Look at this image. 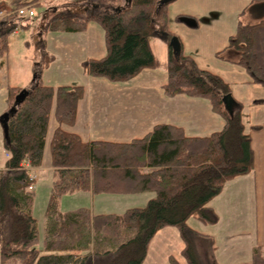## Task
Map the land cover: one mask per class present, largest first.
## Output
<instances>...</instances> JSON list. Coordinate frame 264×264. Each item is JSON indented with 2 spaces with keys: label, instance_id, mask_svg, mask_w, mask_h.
I'll list each match as a JSON object with an SVG mask.
<instances>
[{
  "label": "trees",
  "instance_id": "16d2710c",
  "mask_svg": "<svg viewBox=\"0 0 264 264\" xmlns=\"http://www.w3.org/2000/svg\"><path fill=\"white\" fill-rule=\"evenodd\" d=\"M40 1L21 2L18 7L42 6ZM161 1L85 0L83 10L54 11L43 30L42 61L34 84L29 88L8 85V159L0 170L2 264H143L151 240L167 226L178 228L185 242L181 253L188 263L202 264L192 241L193 235L201 233L188 221L191 217L207 224L219 221L210 202L228 181L255 169V150L243 121L244 105L237 101L238 106L230 109V84L200 67L183 47L177 52L170 45L175 34L169 29L167 7L176 0ZM16 9L0 20V58L9 50V37L18 28L28 27ZM190 18L195 17H176L184 23ZM90 22L103 27L107 54L82 61L85 75L126 82L145 68H162L168 73L165 93L208 99L213 111L225 120L223 129L209 136H188L181 127L161 124L129 143L86 141L65 130L63 124H75L86 90L83 84L53 86L43 81V72L56 59L47 50L45 37L49 32L85 31ZM155 37L168 43L164 61L152 49ZM230 47L240 53L235 63L245 68L249 83L264 87V18L252 24L240 19L226 48ZM4 64L2 60L0 65ZM52 112L58 125L50 141L53 182L41 244L31 168L43 162ZM251 128L261 130L262 126ZM80 191L95 195L155 191L156 196L145 206L123 213H93L85 206L62 211L63 196ZM167 264L179 261L170 256ZM240 264H264V247L256 246L252 260Z\"/></svg>",
  "mask_w": 264,
  "mask_h": 264
},
{
  "label": "crops",
  "instance_id": "0c3cea01",
  "mask_svg": "<svg viewBox=\"0 0 264 264\" xmlns=\"http://www.w3.org/2000/svg\"><path fill=\"white\" fill-rule=\"evenodd\" d=\"M84 2L85 0L80 6L72 2L73 5L67 8L77 10L80 7V10H83L86 7ZM41 3L46 7L52 5V3H46V0H41ZM65 3L69 2H64L62 5ZM251 6L264 7V0H254ZM56 7H52L54 11H57ZM247 7L248 5L245 8ZM246 12L247 10L244 13ZM50 17L51 14L48 13L47 21ZM262 18L264 15L260 20ZM43 30L44 28L39 34V45L43 40ZM17 32L19 31L15 33ZM53 34H56L57 39L61 41L60 51L64 57L58 55L51 66L43 72V81L46 84L57 86L66 83L62 82L66 77L76 76L74 80L80 78L79 84H83L86 90L78 104L75 124H63L62 127L65 130L78 133L86 141L104 140L129 143L135 138L144 137L153 131L156 125L161 124L181 127L188 136H209L223 129L225 120L213 111L208 99L189 97L185 94L168 96L165 93L168 73L162 68H145L126 82H113L105 77L87 76L83 73L81 75L75 68L77 64L79 65L82 60L102 58L107 54L105 31L99 23L90 22L85 31L53 32ZM48 49L50 45L47 44ZM167 49L166 58L169 47ZM226 50L222 55L225 60L230 63L239 60L240 53L235 48L230 47ZM40 51L43 54L41 49ZM166 58L163 57L160 60L164 61ZM232 74L230 72L228 75ZM53 76L59 81L51 82ZM224 79L231 85L229 80L225 77ZM35 80L36 78L30 84L18 86L29 88ZM3 89L4 87L0 84V90ZM52 116H54L53 112L50 115L43 162L41 166L31 168V174L37 182V177L45 175L44 163L47 160L50 164L47 163V168L51 187L53 167L51 166V151L50 155L48 154V146L58 125L51 126ZM54 119H56L55 116ZM255 124H245L253 139L255 169L249 174L228 181L224 191L210 202V206L219 217L217 223L207 224L195 217H191L188 221L191 228L201 233L193 235L192 241L197 258L202 264L250 262L253 249L256 246L264 247V123L260 124L261 130L252 129V125ZM7 159L8 152L6 151L5 165ZM228 190L231 196L223 197ZM155 196V191L96 195L92 191H80L64 195L61 200V210L66 212L85 206L89 207L93 213H123L128 208L145 206ZM37 221L39 225V219ZM45 221L46 217L44 225ZM212 241L214 246H212ZM184 247L185 242L178 228L164 227L151 240L143 264H167L170 256H175L179 264H189L181 253ZM203 255L207 256L209 261H203Z\"/></svg>",
  "mask_w": 264,
  "mask_h": 264
},
{
  "label": "rangeland",
  "instance_id": "374dc122",
  "mask_svg": "<svg viewBox=\"0 0 264 264\" xmlns=\"http://www.w3.org/2000/svg\"><path fill=\"white\" fill-rule=\"evenodd\" d=\"M30 0H0V20L5 17L1 13L11 11L18 8L19 3ZM84 0H46V3H52L50 7L34 6L36 15L30 19H20L28 25L27 28H18L17 33H13L9 37V50L3 58L5 64L0 67V84L4 87L0 90V170L5 169V139L8 137V105L5 98L7 97L8 85H26L30 84L40 69L42 54L39 45L40 31L45 27L47 14H54V8L57 10H66L64 2L77 3L79 6ZM252 0H176L168 5L169 29L175 34L181 42L182 47L186 46L184 51L192 55L198 62L199 66L208 69L214 73L225 77L231 82L232 101L230 109L234 110L238 105L236 100L244 105L243 120L245 124H263L264 123V87L260 84L249 83L251 77L245 68L239 64L230 63L225 60L222 55L227 51L226 46L229 45L230 36L237 32L239 20L245 23H255L264 15V7L254 8L251 6ZM41 2V1H40ZM30 5V4H28ZM247 12L241 16L244 8ZM52 8V9H51ZM80 9V7H79ZM245 10V11H246ZM248 15H245L247 14ZM179 15L194 16L198 26L192 27L186 22L176 19ZM58 36L49 32L46 35L47 44L50 45L49 52L57 58L61 54V41ZM167 41L160 37H155L151 41L156 56L160 59L167 54ZM226 48V49H225ZM224 51L218 54L219 51ZM226 50V51H225ZM168 56V55H167ZM83 61V60H82ZM82 61L76 65L78 72L83 73ZM64 65V64H63ZM61 67V66H59ZM232 75H228L229 73ZM84 74V73H83ZM76 75V74H75ZM82 75V74H81ZM80 77V76H79ZM82 77V76H81ZM52 78V77H51ZM53 76L51 82H57ZM76 76L66 77L62 82L67 84H79L80 78ZM59 81V80H58ZM64 83V84H66ZM58 86V85H57ZM52 125L58 122L52 116ZM50 143V141H49ZM48 154L50 155V145ZM45 160L44 177H37L35 183V216L40 221V243L44 240V220L45 212L48 204V198L51 194V181L49 179V170ZM49 164V163H48ZM50 165V164H49ZM52 180V179H51ZM227 191L223 197H230L231 192ZM41 216L43 218H41ZM79 254V253H78ZM202 260L207 262L209 258L205 255ZM0 264L1 253H0Z\"/></svg>",
  "mask_w": 264,
  "mask_h": 264
},
{
  "label": "built area",
  "instance_id": "2783aa9c",
  "mask_svg": "<svg viewBox=\"0 0 264 264\" xmlns=\"http://www.w3.org/2000/svg\"><path fill=\"white\" fill-rule=\"evenodd\" d=\"M11 11H7L5 13H1L2 15H8L10 14ZM16 14L18 15L19 18L21 19H30L32 17H34L36 15L35 12V8L32 5H22L19 6L16 9ZM31 188H34V186H32Z\"/></svg>",
  "mask_w": 264,
  "mask_h": 264
},
{
  "label": "water",
  "instance_id": "95a60500",
  "mask_svg": "<svg viewBox=\"0 0 264 264\" xmlns=\"http://www.w3.org/2000/svg\"><path fill=\"white\" fill-rule=\"evenodd\" d=\"M167 1H171V0H162L161 4L165 3ZM185 22L192 27L198 26L197 20L195 18H190L188 21L185 20ZM170 45L173 46L174 50L177 52H179L181 50V47H182L181 42L179 41V39L177 37L172 38Z\"/></svg>",
  "mask_w": 264,
  "mask_h": 264
}]
</instances>
